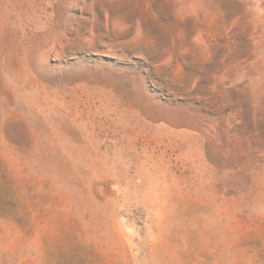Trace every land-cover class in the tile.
I'll return each instance as SVG.
<instances>
[{
  "label": "rangeland",
  "instance_id": "374dc122",
  "mask_svg": "<svg viewBox=\"0 0 264 264\" xmlns=\"http://www.w3.org/2000/svg\"><path fill=\"white\" fill-rule=\"evenodd\" d=\"M0 264H264V0H0Z\"/></svg>",
  "mask_w": 264,
  "mask_h": 264
}]
</instances>
